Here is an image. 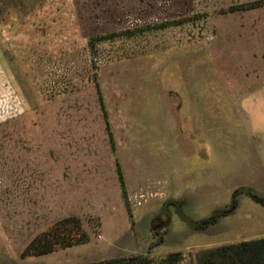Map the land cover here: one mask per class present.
Segmentation results:
<instances>
[{
  "label": "rangeland",
  "instance_id": "1",
  "mask_svg": "<svg viewBox=\"0 0 264 264\" xmlns=\"http://www.w3.org/2000/svg\"><path fill=\"white\" fill-rule=\"evenodd\" d=\"M243 188L264 200V0H0V264H194L264 237ZM67 218L85 242L25 252Z\"/></svg>",
  "mask_w": 264,
  "mask_h": 264
},
{
  "label": "trees",
  "instance_id": "2",
  "mask_svg": "<svg viewBox=\"0 0 264 264\" xmlns=\"http://www.w3.org/2000/svg\"><path fill=\"white\" fill-rule=\"evenodd\" d=\"M94 86L96 89V83H94ZM96 94L98 95L99 102H101V94L97 89ZM100 106L101 110H103L101 103ZM238 194H246L264 208V200L257 197V195L253 194L249 189L243 188L235 191L234 196ZM177 206L175 208L179 217L185 222L189 223L188 225L197 229L214 224L217 218L224 214L214 213L208 221L195 223L192 220L184 217L179 210V206ZM74 223H76V221L72 218H67L54 223L47 232L33 239L26 247L25 252L33 256H41L85 242V240H82L81 238L72 242V235H68V238H66L61 233V231H66L67 224L70 225ZM182 257L183 256L180 253H172L158 261H153V259L148 258H119L113 260L109 259L98 264H187V262L183 261ZM194 264H264V237L238 243L233 242L197 251L194 256Z\"/></svg>",
  "mask_w": 264,
  "mask_h": 264
},
{
  "label": "water",
  "instance_id": "3",
  "mask_svg": "<svg viewBox=\"0 0 264 264\" xmlns=\"http://www.w3.org/2000/svg\"><path fill=\"white\" fill-rule=\"evenodd\" d=\"M226 213H229V211H227ZM169 223V218H167V220L164 222V223H162L161 225H158L154 230H156V229H162V228H165V227H167V224Z\"/></svg>",
  "mask_w": 264,
  "mask_h": 264
},
{
  "label": "flooded vegetation",
  "instance_id": "4",
  "mask_svg": "<svg viewBox=\"0 0 264 264\" xmlns=\"http://www.w3.org/2000/svg\"><path fill=\"white\" fill-rule=\"evenodd\" d=\"M167 220V219H166ZM162 223H161V221H157L156 220V222H154V225H155V227H157L158 225H161Z\"/></svg>",
  "mask_w": 264,
  "mask_h": 264
}]
</instances>
